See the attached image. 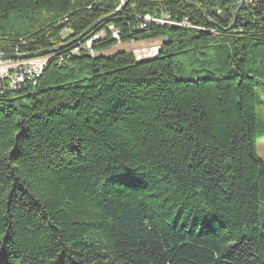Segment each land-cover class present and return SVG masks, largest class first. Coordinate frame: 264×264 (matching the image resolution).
Wrapping results in <instances>:
<instances>
[{
  "label": "trees",
  "instance_id": "obj_1",
  "mask_svg": "<svg viewBox=\"0 0 264 264\" xmlns=\"http://www.w3.org/2000/svg\"><path fill=\"white\" fill-rule=\"evenodd\" d=\"M123 1L0 0V54L80 38L0 96V264H264V0L235 22L243 0H131L98 23Z\"/></svg>",
  "mask_w": 264,
  "mask_h": 264
},
{
  "label": "built area",
  "instance_id": "obj_2",
  "mask_svg": "<svg viewBox=\"0 0 264 264\" xmlns=\"http://www.w3.org/2000/svg\"><path fill=\"white\" fill-rule=\"evenodd\" d=\"M142 20L140 29H146L151 24H170L173 27L186 29H199L192 25L189 20L185 19L182 22L174 21L170 15H165L164 18H154L150 15L145 16ZM113 40H120V31L114 26L109 28ZM108 34L102 31L94 36L89 37L86 41L79 43L73 50L74 55H80L87 52L91 56H95L93 45L99 40L107 39ZM25 49L16 48L15 54L26 55L34 53L27 49V43H23ZM26 50V51H25ZM157 54L158 50H154ZM52 58L51 55L39 56L31 59H2L0 58V96L4 95L7 90L17 91L24 84H36L37 80L42 76L48 62Z\"/></svg>",
  "mask_w": 264,
  "mask_h": 264
},
{
  "label": "rangeland",
  "instance_id": "obj_3",
  "mask_svg": "<svg viewBox=\"0 0 264 264\" xmlns=\"http://www.w3.org/2000/svg\"><path fill=\"white\" fill-rule=\"evenodd\" d=\"M68 32L63 33V37L66 38ZM166 42V39L158 40H149L142 42H130V43H119L108 51L103 53L104 56H113L118 53L127 52L135 53L139 60H147L153 58L156 54L154 50L157 49V46H162ZM259 155L264 160V139L258 143Z\"/></svg>",
  "mask_w": 264,
  "mask_h": 264
},
{
  "label": "water",
  "instance_id": "obj_4",
  "mask_svg": "<svg viewBox=\"0 0 264 264\" xmlns=\"http://www.w3.org/2000/svg\"><path fill=\"white\" fill-rule=\"evenodd\" d=\"M130 1L131 0L123 1L121 3V6L114 13H112V14L106 16V17H103L98 23H101L103 21H110L111 19H113L114 17H116L118 14H120L124 10V8L128 5V3ZM183 1L186 2L187 4L191 5V6L197 7V5L195 3H192L189 0H183ZM247 1L248 0H243L242 3H241V5H240V7L238 8V10L234 13V22L237 19V16L240 13L242 7L246 4ZM95 26H92L87 32H85V34L83 36H85L88 33H90ZM79 39H77V40H75L73 42L67 43V44L61 46L60 48H54V49H50V50H44V51H40V52L29 53V54H26V55H19V54H11V55H8V54H0V58H2V59H31V58H35V57H39V56H48V55L54 54L56 51L62 49L63 47H67V46L71 45L72 43L78 41Z\"/></svg>",
  "mask_w": 264,
  "mask_h": 264
},
{
  "label": "crops",
  "instance_id": "obj_5",
  "mask_svg": "<svg viewBox=\"0 0 264 264\" xmlns=\"http://www.w3.org/2000/svg\"><path fill=\"white\" fill-rule=\"evenodd\" d=\"M157 48L159 49V48H160V46H157Z\"/></svg>",
  "mask_w": 264,
  "mask_h": 264
},
{
  "label": "bare ground",
  "instance_id": "obj_6",
  "mask_svg": "<svg viewBox=\"0 0 264 264\" xmlns=\"http://www.w3.org/2000/svg\"><path fill=\"white\" fill-rule=\"evenodd\" d=\"M162 25V24H161Z\"/></svg>",
  "mask_w": 264,
  "mask_h": 264
}]
</instances>
